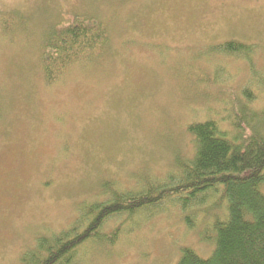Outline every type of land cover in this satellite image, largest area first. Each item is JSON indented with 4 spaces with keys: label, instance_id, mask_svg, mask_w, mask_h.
<instances>
[{
    "label": "rangeland",
    "instance_id": "374dc122",
    "mask_svg": "<svg viewBox=\"0 0 264 264\" xmlns=\"http://www.w3.org/2000/svg\"><path fill=\"white\" fill-rule=\"evenodd\" d=\"M73 16L101 22L108 45L46 80L44 41ZM228 40L257 45L251 59L207 53ZM246 95L264 111V0H0V264L75 224L80 204L106 198L104 182L167 180L192 152L186 125L226 127ZM138 220L109 219L102 233L122 225L115 244L86 245L71 264H177L185 248L212 250L197 215V229L176 208Z\"/></svg>",
    "mask_w": 264,
    "mask_h": 264
},
{
    "label": "trees",
    "instance_id": "16d2710c",
    "mask_svg": "<svg viewBox=\"0 0 264 264\" xmlns=\"http://www.w3.org/2000/svg\"><path fill=\"white\" fill-rule=\"evenodd\" d=\"M44 45L41 69L50 80L74 62L102 51L108 32L90 16H73L50 32ZM256 46L228 40L207 46L206 51L248 60ZM243 96L236 99L226 127L214 119L186 125L193 149L187 157H174L175 174L156 182L141 180L133 191L104 182L99 193L106 196L103 201L80 204L76 223L51 238L39 237L35 248L23 253L21 263L71 264L86 245H114L122 225L138 226L137 219L176 208L190 229L199 228L189 220L193 216L205 221L206 232L201 231L200 238L212 245L207 257L185 248L177 264H264V126H258L264 122V111L247 109L253 100ZM112 218L121 219L122 225L102 233L101 227Z\"/></svg>",
    "mask_w": 264,
    "mask_h": 264
}]
</instances>
